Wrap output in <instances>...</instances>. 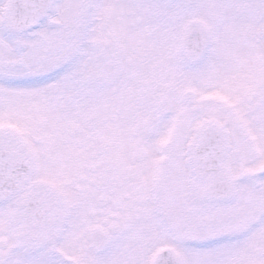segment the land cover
Returning a JSON list of instances; mask_svg holds the SVG:
<instances>
[{
  "label": "snow or ice",
  "instance_id": "6c2138e0",
  "mask_svg": "<svg viewBox=\"0 0 264 264\" xmlns=\"http://www.w3.org/2000/svg\"><path fill=\"white\" fill-rule=\"evenodd\" d=\"M0 264H264V0H0Z\"/></svg>",
  "mask_w": 264,
  "mask_h": 264
}]
</instances>
